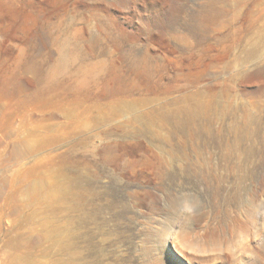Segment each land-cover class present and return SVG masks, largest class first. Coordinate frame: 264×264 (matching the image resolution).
Wrapping results in <instances>:
<instances>
[{"label":"rangeland","instance_id":"obj_1","mask_svg":"<svg viewBox=\"0 0 264 264\" xmlns=\"http://www.w3.org/2000/svg\"><path fill=\"white\" fill-rule=\"evenodd\" d=\"M206 1L0 0V81L15 78L30 89L22 94L13 92L2 100L0 123L9 121L22 135H29L32 129L37 128L36 133L39 136L48 134L46 127L55 126L52 131L57 136L66 137L38 150L35 157L66 154L61 160L63 165L56 159V166L68 169V179L69 176L81 178L79 185H76L80 202L75 211L68 213L70 202L66 201L64 209L61 207L57 210L51 219L41 214L34 221H22L21 224L24 225L20 227L19 224L18 229H15V214L8 212L3 217L0 221V264L5 257L3 251H8L4 244L9 237L4 233L8 231L11 236L17 237L20 230L22 234L18 240L25 241L28 236H32L34 242L35 234L38 237L39 229L45 224L52 229L50 231L53 237L40 243L41 246L36 247V250L33 248L41 264L68 263V257L71 258L68 251L70 242H73V245L75 243L76 246L72 249L79 256L72 260L74 263L68 264H264V250L261 248L264 243V44L263 47L260 46L257 60L250 61L246 58V51L247 48H252V43L241 41L250 13L262 14L264 0H241V6H237L239 0L221 3L226 11L225 15H229L225 16L226 18H232L229 11L234 6L238 18L234 21L231 19L223 29L213 24L214 29L211 25L212 28L207 29L211 40L201 42L202 39H198L200 44L188 24L190 21L196 22L197 19H193V15H200L205 11L203 9H206ZM170 18L174 19V24L163 27L162 23H167ZM150 23L157 25L149 32L147 25ZM260 24L264 25V19ZM235 31L236 33H233ZM215 32H222L225 40L221 45H216L217 47L214 45L211 56L205 51L202 55L184 58L183 72L206 69L205 63L210 58L222 55L224 51L221 47H227L225 50L231 52L228 51L222 59L231 63L230 70L223 71L225 64L222 62L208 72L219 77V82H225L230 76L239 73L238 77L231 81L233 100L240 108L236 115L242 117L244 108H250L252 119L244 124V118H241L239 125H243V129L241 127L238 131H231L228 125L233 119L227 117L228 120H221L225 123L219 122L220 125L218 123L217 127L215 126L213 137L207 133L206 139L201 136L199 140H194L195 143H190V157L203 160L202 164L199 162V166L193 168L175 164L177 167L172 165L164 170L155 165L140 163L135 166L104 163V159L112 157L117 160L146 161L158 156L174 157L181 153L173 148L174 153L161 154L159 148L166 145L154 138L151 132L145 131L142 123H129L128 120L132 118L129 113L115 117L108 124L96 126H93L92 117H88L86 120L89 121V127L85 132H70V128H65L69 122L66 118L69 108H73L74 112L81 113L85 118V107L92 104L97 99L96 96L104 95L100 104L107 109L114 98L131 94L124 91L113 95L106 94L110 87L121 90L134 87V97L148 98L154 105L179 95V92L161 94L157 91L158 87L151 88L150 85L142 84L140 81L144 79L141 76L139 79V76L126 72L129 64L125 61L124 52L134 55L146 46L143 49L148 48L156 57H162L159 62H163L161 65H165L173 76L179 68L173 60L180 54L172 51L173 46L182 42L199 48L208 46L216 41L213 38ZM173 34L177 40L172 37ZM179 36H183L184 40L178 39ZM66 51L68 56L65 59ZM28 66H31L30 70H26ZM36 78L57 81L59 85H55V90L52 88V93L56 95H47L50 93L43 90L47 86L46 83L39 84L40 91L37 93L34 89L37 86ZM121 79L123 80L119 82ZM168 81L167 78L165 82ZM216 82L207 77L200 85ZM88 94L91 101L79 104L77 100L71 103V100L83 99ZM161 132L165 134L166 129ZM94 134L98 137H92ZM150 136L154 139H150ZM83 139L88 140V147H84L85 149L82 148L83 144L77 145ZM10 140L11 138L6 137L4 131L0 130V143L3 142L0 145V172L9 162L8 149H4L3 145ZM167 146L169 147V144ZM74 148L76 150H73ZM84 150L88 153L84 154ZM109 151L111 154L108 157ZM81 157L84 159L81 160ZM33 160L34 157H28L24 162L29 165ZM90 160L92 170L96 174L89 186V180L86 181V176L77 170H82L84 164ZM204 161H208L211 166L203 165ZM238 161L242 162L241 167L238 166ZM13 170L14 168L9 172L12 173ZM186 205L191 206L193 210L182 211ZM42 248H45L44 255H40L43 254L40 253Z\"/></svg>","mask_w":264,"mask_h":264},{"label":"bare ground","instance_id":"obj_2","mask_svg":"<svg viewBox=\"0 0 264 264\" xmlns=\"http://www.w3.org/2000/svg\"><path fill=\"white\" fill-rule=\"evenodd\" d=\"M225 1H227V0H207L205 2L206 3V9H203V10H205L203 13H201L200 15L199 14L193 15V13H191L193 15L192 18L198 20V21L196 20L197 23L195 21H194L195 23H192V21H190V23L188 24L189 28H191V33L193 34L194 37L196 36L195 39H197V42L199 41L198 39H202L201 42L211 40V36L207 32V29L209 27H211V25H213V24L218 25V27L220 29H223L232 20L234 21L238 18V13L236 11L235 6L229 11V13L232 15V18H231L232 20L230 18H229L230 19L229 20L228 18L225 17V16L228 17L229 15H225L226 11H224V7L222 5H220L221 3H224ZM241 5H242V1L239 0V2H237V6H241ZM263 19H264V11L262 14H259V15L250 13L249 22L244 27V33L245 34H243L241 41L246 42L247 44L252 43L251 44L252 48L250 50H248V48H247V51H246L247 60H250V61L255 60L256 61L258 58V51L260 49V46H262L264 44V25L260 24L261 21L263 22ZM173 22H175L174 19L170 18V20L167 23L164 22V23H162V25H163V27H168V26L173 25L174 24ZM155 25H157V24H154V23L148 24L147 25L148 31L150 32V29H152V27ZM214 25H213V27H214ZM170 29H171V27H170ZM214 29H215V27H214ZM221 33L222 32H220V34H218L217 32H215L213 38L216 41L213 42L214 44L210 41L212 44L210 43L208 46L202 45L203 47H201V48L197 47L196 45L194 47V45H192V44H184L183 42H182V44L174 45L175 47L173 46L172 51L173 52H179L180 54H179L178 58H176L175 61L173 60L174 64L176 62V64L179 66L178 72L173 76H171L169 74L168 69L165 67L164 64H163L164 66L161 65V63H163V62H161V63L159 62V61H161L162 57H156L155 55H153L148 50V48L143 49L146 46L140 50L137 49L138 51L136 53H134V55H131L129 52L128 53L124 52V54L126 56L125 61H127L129 64L128 71L125 70L126 72H130L132 75L134 74L136 76H139V79L141 76L144 79V80L140 81L142 84H144L146 86L150 85L151 88H153L154 86L158 87L157 91L161 92V94L170 95V94H173L175 92H179V95L177 94V96H175V97L167 98L165 101L158 102L154 105L153 101H150L148 98L134 97V94H135V88L134 87L132 89H128L129 87H126L124 90H121V88L120 89H117V88L113 89V87H110V91H108L106 94L113 95L119 91H124V92H128L131 94H128V96H126V97L114 98L113 101H111L109 106L107 107L108 110L103 105L100 104L101 103L100 99H103L102 97L104 95L96 96L97 99L94 102H92V104L86 105L85 110H84V112L86 113L85 118L82 117L81 113L74 112L75 110L73 108H69L68 114L66 115V118L69 122L66 124L65 128H70L71 129L70 132H76V131H78V133L79 132H85V131H87V129L89 127V124H88L89 121L86 120V118H88V117H92L93 126H96V125H100V124H108L109 121H111L115 117L117 118V116H119L123 113H129L132 116V118L130 120H128L129 123L130 122L136 123V124H137V122H138V124L142 123L145 126V127H143L145 131H149V133L151 132L152 135L154 136V138H156L157 140L161 141L162 143H164L166 145V146H161L159 148L161 150V154H163L164 152H167V154H168V152L174 153L173 148H175L174 150H177V149L180 150L181 153L180 152L177 153V155H175L174 157H165V156L159 157L158 156L156 158L153 157L154 159L146 160V161H142V159L138 160V161L135 159L134 160L133 159L132 160H130V159L117 160L116 158L112 157L110 159H104V163H106V164H113L114 163V164H119V165H124V166H126L128 164H130V165L134 164V166H135V164L140 163L141 165L142 164L155 165V167L158 166L159 168H163L164 170L166 167L169 168L170 166L175 165V164H177V166L187 165V166L193 167V168H194V166L195 167L199 166L200 163L201 164L203 163V160H200L201 161L200 162L199 160H196L197 158H195V160H194L192 157H190V153L188 152V150H190L189 149L190 143L192 144V142L194 140L200 138L201 136H204V138H205V135L207 133L211 134V135L214 134L215 126L217 127L218 123L222 122L221 121L222 119L226 120L227 117H231L233 119V122L228 125L229 126L228 128L231 131H238L241 127L243 129V125H239V120L241 118H244L242 120V122H244V124H247L249 122V120L252 119L251 118L252 113L250 111V108H244L245 113L242 114V117L238 116V114L236 115V113L240 110V108H239V104L237 106L235 104V101L233 100V94H232L233 89H232L231 81H232V79L235 80L238 77L239 73H237V74L235 73V75L230 76V79L228 78V80H226L225 82L224 81L219 82L220 81L219 77L217 78V76H213V75L209 74V72H208L211 69L218 67L219 64L222 62L225 64L223 66V71H227V70L229 71L230 70V68L232 67L231 63L226 62V59L225 60L222 59V58H224V56H226L228 54L229 50L228 51L225 50V48H227V47L219 46L224 51V53L222 55H220L222 57H220V56L213 57V58H210L208 62H206V63L204 62L206 65V69L204 68L202 70H198L197 72L196 71H194V72L189 71L188 73L183 72L184 70H183L182 61L184 60V58H187L188 56L194 57L197 55H202V54H204L203 52H205V51L210 53L211 49L213 47L215 48L216 45L217 46L221 45L222 41L225 40V37H224L225 35L222 36L223 33L222 34ZM233 33H236V31ZM242 33H243V31H242ZM172 37H174L177 40L176 35L173 34ZM178 39H181V41H183L184 37L179 36ZM201 42H200V44H201ZM133 46H135V45H133ZM133 46H132V48H133ZM136 46L138 47V45H136ZM139 48H140V46H139ZM218 48H217V50L219 51ZM129 51H131V50H129ZM229 52H231V51H229ZM138 54H141V55H138ZM211 55L212 54L210 53L208 56H211ZM67 56H68V52L66 51L64 53V58L66 59ZM236 59H238V58H236ZM218 61H220V62H218ZM237 62H239V60H237ZM258 62H260V61H258ZM189 66L192 67L191 65H189ZM184 67H186V66H184ZM258 67H259V65H258ZM30 69H31V66H28L26 70H30ZM242 75H241V77H242ZM118 77H116V78H118ZM122 77L124 78V76H122ZM207 77L211 78L212 80H215V82L218 80L219 81L214 83V84H207L204 86L200 85L201 81ZM126 78H128V77H126ZM167 78L169 79V81L165 82V80ZM35 80L37 82V86L34 89H36L37 93L40 91V88H38L39 84L40 83H46L47 86H46V88H43V90L50 93L47 95H50L52 97L54 95H56V94L52 93V91H53L52 88H54V90H55V87H57L55 85H59L57 83V81H55L54 79L50 80L48 78H42V79L36 78ZM122 80L123 79L118 80V81L121 82ZM143 82H146V83H143ZM153 83H154V85H153ZM234 83H235V81H234ZM27 91H30V89H28L25 85H23L21 83V81L15 79V78H9V79L3 80V81L1 80L0 81V105H1L2 100L4 98L11 96L13 92H19L20 94H22V93H26ZM157 91L155 90V93ZM114 97H116V96H114ZM90 99H91L90 94H88L83 99H74V101L71 100V103L78 100L77 103L83 104L87 101L88 102L91 101ZM242 108H243V106H242ZM95 109H97L96 110L97 114L95 113ZM228 119L229 118H227V120ZM229 121H227V123ZM11 125L12 124L9 121H6L4 123H2V122L0 123V130L4 131L6 137L11 138L10 141L5 142L6 144L3 145L5 147L4 149H8V153L10 155V158H9L8 165L6 164L7 166H5L3 168V171L0 172V221L3 219V217L8 212H11V213L16 215L17 226L15 229H18V225L21 224L22 221H34L36 219V217L40 216L41 214H44V217L51 219L53 216H55L57 210H59L61 207L64 209V206H65L64 204L67 203L68 201L70 202V206L68 208V210H69L68 213L70 211L71 212L75 211V209H77L78 204L80 202L79 195L76 193V189H77L76 185L77 186L79 185V181H81L80 180L81 178L79 176H76V177L75 176H71V177L69 176V179H68L67 178L68 176H66L67 173L69 172V171L67 172L68 169L58 167V166H56L57 162L55 163L56 159H58L57 161L61 162V160H63L65 158L64 155H66V154L57 153V154H54L51 156L50 155L43 156L41 158L35 157L38 150L45 149V148L49 147L51 145V143L56 142V141H60L61 139L65 138L66 136H57L56 133H54L52 131L55 128V126L46 127L45 130L48 132V134H42L39 136V134L36 133L37 128L32 129V131L29 135H22V133H20V131L16 130ZM219 125H220V123H219ZM223 126H224V124H223ZM118 127H116V128H118ZM157 127H159V128H157ZM139 128H140V126H139ZM139 128H137V129H139ZM228 128H227V130H228ZM157 129H159L161 131L163 129L164 130L166 129V133L162 134V132L161 131L159 132ZM220 130H222V129H220ZM223 130H225V129H223ZM227 130H225V131H227ZM138 131H140V130H138ZM105 133L103 132V134H105ZM118 133H119V131H118ZM138 133H140V132H138ZM141 133H142V130H141ZM234 133H232V134H234ZM97 134L92 135V137L93 136L95 138L98 137ZM215 134H216V132H215ZM86 136H88V135H86ZM110 136H111V134H110ZM153 136L152 137L150 136V139L153 138ZM218 136H219V134H218ZM88 137H90V136H88ZM212 137H213V135H212ZM120 138H121V136H120ZM226 138H228V137L226 136ZM236 138H237V136H236ZM215 139H217V138H215ZM231 139H233V138H231ZM244 139H243V141H244ZM116 140H118V139H116ZM145 140H147V139H145ZM212 142H215V141H212ZM120 143H122L121 140H120ZM194 143H195V141H194ZM2 144H3V142H2ZM2 144L0 143V145H2ZM81 144L84 145V146H82V148L85 149L86 146L88 147V140L83 139V140H80L79 143H77V145H79V146H81ZM168 144H169V147L167 146ZM222 144H220V145H222ZM112 146H114V144ZM205 146H207V145H205ZM232 147H234V146H232ZM232 147L230 149H232ZM201 148H202V146H201ZM77 149H78V147H77ZM73 150H76V148H74ZM198 150H199V148H198ZM105 151H107V150L105 149ZM110 151L107 154L108 157L110 156V154L112 152V151L111 152ZM196 151H195V153H196ZM62 152H63V150H62ZM144 152H145V150H144ZM176 152H178V151H176ZM74 153H75V151H74ZM87 153H88L87 150H84V154H87ZM3 154H5V152ZM67 155H69V154H67ZM170 155H172V154H170ZM71 156H72V154H71ZM28 157H34L32 164L27 165L28 163L24 162V160L27 159ZM85 157L87 160V156H85ZM142 158H143V156H142ZM201 158H203V157H201ZM66 159L64 160L65 162H66ZM83 159L81 157V160H83ZM68 160H69V158H68ZM206 160H208V158ZM100 161L98 163H100ZM77 162H79V161H77ZM238 162H239L238 166L242 165L241 161H238ZM62 163L63 162H61L60 164H62ZM76 163H74V164H76ZM91 164H92L91 160L87 161L84 164V168L82 170L80 168H79V170H77V172L80 171L81 174L86 176V178H87L86 181L89 180V183H88L89 186L94 181L95 174H96L92 170L93 166H91ZM207 164H209V162L204 161L203 165H207ZM70 166H71V164H70ZM235 166H236V164H235ZM110 167H112V166H110ZM13 168H14L13 172L10 173L9 171ZM71 169H70V171H71ZM98 169H99V167H98ZM156 169H158V168H156ZM164 170H163V172H165ZM193 170H195V169H193ZM198 170H200V169H198ZM167 171H169V170H167ZM156 172H157V170H156ZM88 184H86V185H88ZM80 185H81V183H80ZM84 188H86V187H84ZM93 192H95V191H93ZM79 194H81V193H79ZM95 195H93V198H95L94 197ZM82 196H83V194H82ZM84 196H85V194H84ZM86 201H87V199H86ZM86 204H87V202H86ZM82 211L80 213H82ZM25 213H26V215H25ZM79 218H81V217H79ZM78 219H76V220H78ZM67 220H69V219H67ZM67 222H69V221H67ZM69 223H71V222H69ZM76 223H74V224H76ZM22 225H24V224H21L20 227H23ZM67 227H65V228H67ZM81 227H79V228L81 229ZM39 230L40 231H38V232H40V234H38V237H36V234L34 233L35 234V241L34 242H33L32 236H28L27 240H25V241L18 240V237L22 234V232L20 230L17 232L18 233L17 237L11 236L10 232H8V231L6 233H4L5 235H7L9 237V239L7 238L5 240L4 247H7L8 251L7 252L3 251V254L5 257H4V261L2 264H41V260L37 259V257H36L37 255H35V253H34L35 251L33 250V248L34 249L36 247L39 248L41 246L40 243L48 241L49 238L50 237L52 238L53 236H52V233L50 231L52 229H49V226L47 224L43 225L42 228ZM75 232H74V234H75ZM77 232H79V231H77ZM29 233H31V232H29ZM78 239H77V241H78ZM68 241L69 240H67V242ZM74 245H75V243H74ZM74 245H73V242H70V245L68 244L69 249L68 248L67 249H68V251H70V257H71V258L68 257V263H71L72 260L76 256H79L72 249V247ZM261 248H262V250H264V243L261 245ZM44 250H45V248H42L40 253H43ZM63 251H65V250H63ZM78 253H80V252H78ZM44 254L45 253L40 254V255H44ZM80 258H79V260H80ZM76 262H77V260H76ZM68 263H66V264H68ZM72 263H74V262H72Z\"/></svg>","mask_w":264,"mask_h":264},{"label":"clouds","instance_id":"obj_3","mask_svg":"<svg viewBox=\"0 0 264 264\" xmlns=\"http://www.w3.org/2000/svg\"><path fill=\"white\" fill-rule=\"evenodd\" d=\"M192 210H193L192 207L189 206V205H186V206L182 209V211H187V212H191Z\"/></svg>","mask_w":264,"mask_h":264}]
</instances>
